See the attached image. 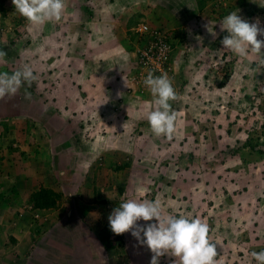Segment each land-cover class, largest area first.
Masks as SVG:
<instances>
[{"label": "rangeland", "instance_id": "obj_1", "mask_svg": "<svg viewBox=\"0 0 264 264\" xmlns=\"http://www.w3.org/2000/svg\"><path fill=\"white\" fill-rule=\"evenodd\" d=\"M210 1L206 9L216 10L218 17L226 15L234 2L241 8L238 15L264 27V0ZM166 2L133 0L129 5V0H85L94 9H104L91 12L81 7V11L98 22L106 19V4L108 11H116L115 20L122 16L115 22L121 28L134 27L146 18L149 25L167 31L172 16ZM195 2L192 8L207 4V0ZM159 20L166 21V27ZM206 24L194 20L178 25L172 30L177 43L171 31L172 60L184 58L181 33L186 38L196 35L204 32ZM213 25L217 29L219 23ZM41 29L45 25L30 24L15 10L12 0H0V49L7 53L0 72L11 74L28 65L37 76L31 87L25 84L15 96L0 100V264H150L152 253L130 232L123 234L122 248L113 253L105 251L97 237L96 227L108 222L113 208L128 199H158L166 215L207 222L217 243L218 264H256L250 253L264 250V154L243 149L241 142L247 131H257L255 149L264 150L262 58L251 52L241 58L224 53L223 47L203 54L193 50L195 55H187H192L194 67L204 76L199 83L205 89L202 94L220 97L204 102L211 113L202 125L194 124L193 131L184 133L182 139L175 133L169 140L155 136L147 127L139 128L135 117H123L124 105L115 106L116 114L106 119L99 118L98 112L87 115L82 107L75 111L72 101L58 99L59 70L44 69L41 61H58L61 51H43L41 38L31 36L32 30L37 35ZM129 32L132 36L126 33L127 38L134 43L135 35L131 29ZM220 33L221 38L227 35L226 31ZM186 44L193 47L194 43ZM196 75L192 76L194 82ZM177 77L174 71L170 79L175 82ZM216 88L225 90L229 107L221 106L223 97L213 92L219 90ZM194 89L197 93L196 86ZM26 91L31 99H25ZM125 91L134 98L145 95L153 99L150 91ZM51 96L57 99L50 101ZM108 104L111 101L104 105L105 114ZM30 108L32 114L27 112ZM103 121L109 123L107 130ZM227 137L233 138L224 149L219 145ZM124 163L128 165L115 169ZM41 186L61 192L57 206L46 211L31 207L29 195ZM154 222L138 221L141 225ZM175 260L166 255L160 264H175Z\"/></svg>", "mask_w": 264, "mask_h": 264}, {"label": "crops", "instance_id": "obj_2", "mask_svg": "<svg viewBox=\"0 0 264 264\" xmlns=\"http://www.w3.org/2000/svg\"><path fill=\"white\" fill-rule=\"evenodd\" d=\"M69 1L71 0H65V9L58 22L53 21L46 23L44 24V30L41 29L37 35L35 34V31L32 30L31 34L32 37L41 38L40 45L44 52L50 51V53H52V50H57V48V52L60 53L61 51L59 60L57 59L58 61H41L44 69L59 70L56 78L57 98L62 101L65 100L66 102L72 101V104L75 106L73 110L75 111L79 110V107H82L83 110L88 112L87 115L96 114L98 112L99 114L97 115L99 118L103 117L106 119H109L116 114L114 109L115 106H121L123 108L124 105L125 113H123V117H135V120L138 121L137 125L139 128L144 126L151 131L149 123L145 124L144 118L149 112V108H152L151 110L155 108L153 99L145 97V95L138 96L139 98H134L125 93L128 78L137 69L136 51L137 46L141 43L134 28L139 23H146V18H142L134 27L130 26L121 28L115 22L120 21L119 19L122 16L119 17L118 20H115L113 13L116 11L111 9L108 11L106 4V11L104 12V14L107 13L106 19L97 22L90 16H84L81 7H84L85 10H91V12H97L99 11V8H102L103 10V6L94 9V7L84 4L85 0H72L76 3L74 5H69ZM132 1L133 0H129L128 4H133ZM166 1L168 5L165 6L169 7L168 10L172 16V24H170L172 27L169 26V24H166L168 26L166 33L169 35V38L171 31L177 30L176 28L178 25H189V23L192 21L194 22V20L208 23L206 24L204 32L196 35L193 34L190 37L187 35L186 38L185 34L181 33L180 39L185 41L181 44L182 55L184 58L181 60L180 58H177V56L175 60L171 59L173 66L175 65V74L178 75L175 82H173V86L178 93V99L171 102V104L173 110L177 113L176 137L182 139L184 133H189L190 130L193 131L194 124L202 125L203 120L209 118L207 115L211 113V110L208 111L204 102H210V99L220 97L214 96L212 93L209 95L202 94L205 89L203 84L199 85V83H201V79L204 76L198 71V67H194V63H192L191 56L195 55L193 50L199 54H203L212 51L214 48H222L220 42L223 38H221L222 33H220V26H217L216 29L214 28L215 25L212 26V24H220L227 14L233 11L240 12L241 8L236 3L231 2V10L226 15L224 14L225 16L222 15L218 17L217 13H213V9H206L212 1L209 3L207 0V4L202 9H200L198 4L192 8L191 5L196 3V0ZM200 11H202V15H198V12ZM203 11L209 12V14L205 15L203 14ZM170 14L167 15L170 17ZM205 16L208 18L205 19ZM160 20L159 23H162V26L164 27L165 25L163 24H165L166 21ZM150 27L155 26L150 25ZM130 29L135 35L134 43H132L126 35V33L130 34ZM211 33H216L215 38ZM173 34L172 31L171 38L177 43L178 38L174 39ZM130 36H132V34H130ZM190 40L192 44H195H193V47L187 46L186 44V41ZM133 46H135V49ZM178 52L179 51L176 53L177 55ZM229 52L231 51L227 49L224 51V53ZM189 54L192 55L187 56ZM202 61H204V59H202ZM202 63L204 64V62ZM194 73H197L196 82L192 79ZM69 85L71 88H68ZM194 86L197 87V93H195ZM220 90L221 89H214L213 92L223 97L222 107H229L230 103L228 101L229 98L227 93H225V90H221L222 93H219ZM48 91L49 90H47L48 94H52L53 97H56L55 94L49 93ZM52 96L49 99L50 101L57 99ZM5 98H9V96H6ZM110 101L111 104L115 101V104H113V106L108 104L110 107L105 114L104 105ZM69 104L70 103L67 105L70 106ZM65 106L66 104L63 105V110L66 111ZM45 107L46 110H53L50 109V107H52L50 105H46ZM86 107L94 109V112H91V110H88ZM68 108L69 107H67V109ZM218 111L221 112L219 109ZM27 112L32 114L34 109L30 108ZM213 113L216 112L213 111ZM108 124L109 123L106 125L104 123V125H106V130ZM227 138H223L222 142L224 143H220V147L227 149L226 147L230 146L233 137ZM246 138L247 136L245 133L244 141L241 143L245 142ZM236 140L239 139H234L233 142ZM241 146H243V144Z\"/></svg>", "mask_w": 264, "mask_h": 264}, {"label": "clouds", "instance_id": "obj_3", "mask_svg": "<svg viewBox=\"0 0 264 264\" xmlns=\"http://www.w3.org/2000/svg\"><path fill=\"white\" fill-rule=\"evenodd\" d=\"M15 10L32 25L58 22L65 9V0H12ZM227 35L221 40L224 49L238 57H247L249 52L262 58L264 63V27L259 22L249 23L238 12L227 14L219 24ZM136 27V26H135ZM166 32V31H165ZM215 38L216 33H211ZM7 53L0 49V63H6ZM37 76L28 65L8 72H0V100L15 96L27 84L31 87ZM144 84L153 97L155 108L147 113L146 119L152 133L157 137L171 140L176 132L177 113L171 102L178 99V93L167 73L154 75L151 71ZM127 89V87H126ZM25 99L31 93L25 92ZM153 221L141 225L138 221ZM109 227L113 234L130 232L152 253L150 264H160L166 255L175 257V264H218L217 243L210 236V226L198 217L164 214L161 203L156 200L128 199L114 207L108 216ZM256 264H264V250L250 253Z\"/></svg>", "mask_w": 264, "mask_h": 264}, {"label": "built area", "instance_id": "obj_4", "mask_svg": "<svg viewBox=\"0 0 264 264\" xmlns=\"http://www.w3.org/2000/svg\"><path fill=\"white\" fill-rule=\"evenodd\" d=\"M134 30L141 43L136 51L137 69L128 78L127 90L132 93H144L148 88L143 81L150 71L156 76L161 73H167L169 78L174 76L172 47L164 30L150 27L145 22L137 24Z\"/></svg>", "mask_w": 264, "mask_h": 264}, {"label": "trees", "instance_id": "obj_5", "mask_svg": "<svg viewBox=\"0 0 264 264\" xmlns=\"http://www.w3.org/2000/svg\"><path fill=\"white\" fill-rule=\"evenodd\" d=\"M213 13H217L216 10L213 9ZM158 29H162L161 26L156 27ZM169 40V37H168ZM259 135L257 134V131H248L247 132V138L245 142L243 143L244 147L243 149H249L250 151L256 152L258 156H261L264 154L263 149H255L256 146L259 145ZM243 155L244 153L241 152ZM125 165H128V163H124L123 165H116L115 169L121 170L124 168ZM61 192L57 191L51 187H39L38 189L31 192L28 198L29 204H31V207L37 210L46 211L51 208H54L59 204V200L61 199ZM97 228V237L107 252H117L119 251L123 246V234L121 235H115L112 233L109 222H106L102 227ZM114 236V239L111 237ZM117 256H120V253H116Z\"/></svg>", "mask_w": 264, "mask_h": 264}]
</instances>
